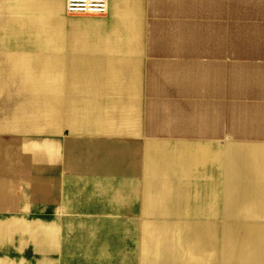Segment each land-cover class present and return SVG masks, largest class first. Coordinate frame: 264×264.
<instances>
[{"label": "crops", "instance_id": "crops-1", "mask_svg": "<svg viewBox=\"0 0 264 264\" xmlns=\"http://www.w3.org/2000/svg\"><path fill=\"white\" fill-rule=\"evenodd\" d=\"M41 131L0 158V264H228L264 230V0H0V134Z\"/></svg>", "mask_w": 264, "mask_h": 264}, {"label": "rangeland", "instance_id": "rangeland-1", "mask_svg": "<svg viewBox=\"0 0 264 264\" xmlns=\"http://www.w3.org/2000/svg\"><path fill=\"white\" fill-rule=\"evenodd\" d=\"M41 55L43 54V50L40 51ZM43 58L42 56H39ZM62 132V129H60ZM66 133L61 134H55V135H46V133H43V131L39 132L37 135L34 134H16V133H10V134H0V158H12L17 159L18 157L29 154L32 152L33 149L39 148L41 149V146L50 147L52 144L57 143L59 137H66ZM68 136V135H67ZM74 137L71 141L72 144L76 147L73 152V155H70L72 158H79L80 153L83 151V149H80L85 143L84 141L80 140L78 135L71 136ZM77 137V138H76ZM84 138H87V136H84ZM89 156V154L86 156V160L81 161V163L86 164V161L88 163H91L93 159ZM78 160V159H77ZM76 160V161H77ZM14 167V166H13ZM12 167V168H13ZM84 166L76 167V169H83ZM100 167L97 166V172ZM110 168V166H109ZM106 171L107 168L105 169ZM79 171H77L78 174ZM76 173V172H75ZM83 173V171H81ZM99 173V172H98ZM81 184H83V180L81 177ZM85 185L87 182H84ZM79 188V187H78ZM76 188V189H78ZM82 187H80L78 190H80ZM138 220L140 218V214H136ZM227 229H220V257L221 259H231V261L228 264L236 262L237 259H235L236 251L243 248L241 244L237 243H230L229 240L225 238V232ZM228 230H235L236 229H228ZM253 231L249 238L245 241V246L249 247L248 251V259L251 261V264H264V257H262V251L261 248L264 247V230H251ZM138 235L139 230L135 231V238L138 241ZM229 239V236H228ZM138 249V248H137ZM249 260H247V264H249Z\"/></svg>", "mask_w": 264, "mask_h": 264}, {"label": "built area", "instance_id": "built-area-1", "mask_svg": "<svg viewBox=\"0 0 264 264\" xmlns=\"http://www.w3.org/2000/svg\"><path fill=\"white\" fill-rule=\"evenodd\" d=\"M108 10V0H64V12L67 16L104 15Z\"/></svg>", "mask_w": 264, "mask_h": 264}, {"label": "bare ground", "instance_id": "bare-ground-1", "mask_svg": "<svg viewBox=\"0 0 264 264\" xmlns=\"http://www.w3.org/2000/svg\"><path fill=\"white\" fill-rule=\"evenodd\" d=\"M253 231L251 230H244V229H236L235 230H226L225 232V238L227 240H229L230 243H237V244H241L243 246V248H241L240 250L236 251V255H235V259L236 262L231 263V264H247V260L248 259V251H249V247L245 246L246 244L245 241L249 238V235L252 233ZM229 236V239H228ZM262 251V257H264V247L261 248Z\"/></svg>", "mask_w": 264, "mask_h": 264}]
</instances>
